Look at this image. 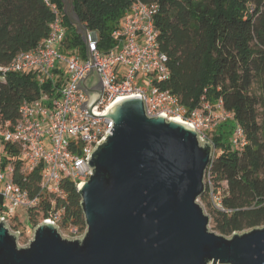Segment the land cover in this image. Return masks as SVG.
I'll list each match as a JSON object with an SVG mask.
<instances>
[{"label": "trees", "instance_id": "trees-1", "mask_svg": "<svg viewBox=\"0 0 264 264\" xmlns=\"http://www.w3.org/2000/svg\"><path fill=\"white\" fill-rule=\"evenodd\" d=\"M65 1L50 0L59 7L67 29L60 51L86 59V42L65 14ZM137 2L159 5V50L169 57L171 75L161 88L190 109L223 100L233 115L213 132L215 153L208 168L212 185L207 184L200 197L213 230L232 236L264 226V0H73V5L83 26L98 34L99 49L108 52L115 46L113 33ZM54 18L45 0H0V66L38 47L51 34ZM37 75L35 69L9 72L5 78L0 73L3 122L16 124L23 102L40 98L46 87L39 85ZM237 125L248 141L242 149L232 142ZM24 164L18 144L0 143V169L13 165V181L39 198L36 207L25 210L30 225L24 224L19 210L13 226L35 228L58 212L61 229L78 227L83 234L87 225L76 182L62 180L65 197L43 193L42 168L24 174Z\"/></svg>", "mask_w": 264, "mask_h": 264}, {"label": "water", "instance_id": "water-1", "mask_svg": "<svg viewBox=\"0 0 264 264\" xmlns=\"http://www.w3.org/2000/svg\"><path fill=\"white\" fill-rule=\"evenodd\" d=\"M65 3L92 62L89 31L73 0ZM80 88L93 114L104 91L95 68ZM106 117L112 133L93 151L90 177L78 187L84 236L65 237L45 221L22 247L20 233L0 219V264H264V226L219 234L199 201L215 145L190 125L149 117L140 97L117 102Z\"/></svg>", "mask_w": 264, "mask_h": 264}, {"label": "built area", "instance_id": "built-area-1", "mask_svg": "<svg viewBox=\"0 0 264 264\" xmlns=\"http://www.w3.org/2000/svg\"><path fill=\"white\" fill-rule=\"evenodd\" d=\"M45 1L55 14L49 37L35 49L19 53L9 65L0 66L3 78L9 72L35 69L39 85L46 87L40 98L23 102L16 124L3 122L0 117V143L19 145L25 159L24 174L42 168L41 192L65 197L61 186L64 178L75 181L77 188L89 179L88 159L115 125L106 114L126 98H142L149 117L182 120L200 133L202 141L214 145L213 132L233 115L225 108L223 100L215 106L206 102L203 107L190 109L180 97L161 88L160 83L169 80L171 75L169 57L159 50V30L155 23L158 4H134L113 33L115 46L108 52L99 49L98 34L89 31L91 62L80 55L60 51L67 32L65 20L56 4ZM93 68L101 77L104 91L90 114L84 109L89 97L80 83ZM232 142L237 149L248 144L240 125L235 128ZM13 172V165L0 169V219L21 235V230L13 226L17 224L16 215L21 209L36 207L39 198L32 197L15 183ZM205 183L212 185L208 169ZM214 198L221 207L220 199ZM60 219V213H52L41 223L46 221L60 228ZM35 228L27 227L26 230L30 233ZM70 234L74 238L82 235L78 227H72Z\"/></svg>", "mask_w": 264, "mask_h": 264}, {"label": "rangeland", "instance_id": "rangeland-1", "mask_svg": "<svg viewBox=\"0 0 264 264\" xmlns=\"http://www.w3.org/2000/svg\"><path fill=\"white\" fill-rule=\"evenodd\" d=\"M66 2H67V7H68V5H69V2H70V0H66ZM72 17V19H74L73 18V16H71ZM200 201V203L203 205V207H204V209H205V212L208 214V215H210V212H209V210H208V208L206 207V205L201 201V199L199 200ZM20 214H21V218H22V220L24 221V224H26V225H30V223H29V218H28V213H27V211H25L24 209H21V211H20ZM210 217H211V215H210ZM20 223V222H19ZM21 227V226H20ZM210 227H211V229L213 230V225H212V218H211V224H210ZM32 229V228H31ZM21 235H20V238H19V245L20 246H22V247H26L29 243H30V240H32L33 239V236H34V229L30 232V233H28V231L26 230V227L24 228V227H21ZM61 230V233L63 234V236H65V237H69V238H74L73 236H70L71 234H70V230L69 231H65V230H63V229H60ZM23 231V232H22ZM86 232V231H85ZM85 232L82 234V235H80V236H78V237H76V238H81V237H83L84 236V234H85Z\"/></svg>", "mask_w": 264, "mask_h": 264}, {"label": "bare ground", "instance_id": "bare-ground-1", "mask_svg": "<svg viewBox=\"0 0 264 264\" xmlns=\"http://www.w3.org/2000/svg\"><path fill=\"white\" fill-rule=\"evenodd\" d=\"M179 121H181V122H182V120H179Z\"/></svg>", "mask_w": 264, "mask_h": 264}]
</instances>
